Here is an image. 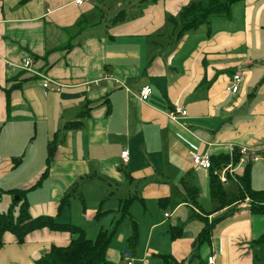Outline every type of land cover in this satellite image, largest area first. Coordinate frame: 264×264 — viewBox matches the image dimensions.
<instances>
[{"label":"crops","instance_id":"0c3cea01","mask_svg":"<svg viewBox=\"0 0 264 264\" xmlns=\"http://www.w3.org/2000/svg\"><path fill=\"white\" fill-rule=\"evenodd\" d=\"M192 1L199 0H0V191L19 199L23 192L33 217L57 219L78 199L76 216L89 222L119 213L122 200L135 197L130 220L138 225L137 244L115 257L108 249L119 264H161L158 254L184 264H211L210 256L213 264H264V244L254 243L264 233V214L242 205L207 214L210 170L195 165L190 145L202 155L231 154L232 145L264 147V0L237 2L230 16L179 35L182 26L172 18ZM122 11L126 17L115 20ZM25 58L60 89L46 90L23 67ZM238 72L243 80L233 93L228 87ZM147 85L153 92L142 100ZM176 105L187 110L177 121L168 114ZM75 120L81 125L64 128ZM184 181L202 186L210 209L200 203V190L192 203ZM163 198L170 200L166 209ZM136 207L148 221L142 238ZM196 214L217 219L207 257L203 245L192 258L205 225ZM69 222L88 236L80 219ZM171 225L182 226L183 236L171 239ZM70 242L69 232L49 228L24 243L7 233L0 264H37L53 245Z\"/></svg>","mask_w":264,"mask_h":264},{"label":"trees","instance_id":"16d2710c","mask_svg":"<svg viewBox=\"0 0 264 264\" xmlns=\"http://www.w3.org/2000/svg\"><path fill=\"white\" fill-rule=\"evenodd\" d=\"M240 1L243 0L192 1L181 10L178 18L173 17L172 19L176 24H181L182 27L179 31V35H183L190 30L198 28L204 23H208L214 16H230L233 5ZM125 17L126 14L122 11L114 19H124ZM80 125L81 120H75L67 122L64 128L70 129ZM49 150L48 162L53 155V143H50ZM211 159L212 167L209 169L210 197L213 206L207 214L211 215L230 207L231 209L228 211H234L235 208L233 207L235 204L248 199L253 201V204L250 206L252 213L264 214V190H256L252 185L253 162L250 161L244 165L243 171L236 174L235 177L228 174V180L233 181L236 187L234 192H229L226 183L221 180L219 171L223 170L224 165H227L230 162H233V164L236 165L239 163L241 159L239 148L235 147L232 155L230 153L212 154ZM46 173L47 171L45 174ZM39 183L40 182L36 185H39ZM183 183L192 203L198 204L199 188L191 186L186 181ZM79 185V182H77L75 188L65 194L60 200L59 212L71 202L75 191H77L75 189L79 188ZM18 194H20L21 198L15 200L9 211L0 210V247L5 245V235L7 233L13 234L17 243H24L28 236L34 231L49 228L52 230L69 232L71 234V242L64 246L53 245L47 253L37 260V264H119L108 258V249L114 240L119 222L126 218L132 219L131 207L135 202V197H129L122 200V207L120 209L121 219L117 221L118 223L113 229L109 230L102 228L95 238H90L87 236L85 229L80 225L71 222H59L55 216L51 215L33 217L30 211V203L22 197L24 195L23 192ZM82 202L85 207V201L82 200ZM169 202V198H163L159 201L163 209L168 207ZM17 205L19 206V209L16 213L15 210ZM100 214H102L101 210L98 212V215ZM194 217L204 221L205 225L194 242L192 258L199 257V250L201 247L210 243L213 227L217 221V219L210 221L208 216L200 214H196ZM132 223L133 232L128 240L130 244L135 246L138 242L139 230L136 221L132 220ZM183 234L184 228L182 226L171 225L169 227V235L171 239L176 240L182 237ZM254 243L257 245L264 244V233L257 238ZM158 257L161 260V264L185 263L184 260L180 261L172 254H158ZM201 264H205L204 261H201ZM253 264L261 263L254 262Z\"/></svg>","mask_w":264,"mask_h":264},{"label":"rangeland","instance_id":"374dc122","mask_svg":"<svg viewBox=\"0 0 264 264\" xmlns=\"http://www.w3.org/2000/svg\"><path fill=\"white\" fill-rule=\"evenodd\" d=\"M233 165L236 167V172L234 173V176H236V174L241 173L243 171L244 167L242 169H239L242 166H238V164L237 165L233 164ZM252 181H253V186L256 190H264V157L261 154H260V162L259 163L253 162V165H252ZM199 187H200L199 188V190H200L199 201L204 207H206L207 209H210L211 208V201L206 196V194L204 193V189L202 188V186L199 185ZM226 187L229 190V192H232L235 189L232 181H228L226 184ZM17 196L18 195L12 196L10 193H4L3 190H1L0 191V210L1 211H9L10 207L14 204ZM76 200H78V199H76ZM76 200L72 201L73 202L72 207H68V206L65 207L66 211H64L65 212L64 216H58L57 220H59L61 222H69L70 217H74V219H76V218L80 219L82 224L85 225L84 227L86 228L88 236H90V237H93L92 235H95L97 229H99L100 227L104 228V229H109V230L113 229V227H115V225L118 223L117 221L121 219V212L118 213L117 211L114 212L113 216L103 218V220L102 219L96 220V221L93 220V221L89 222V221L85 220L84 218H79L80 215L77 214V216H76V213H75V205L77 204V206H78V204H79V201H76ZM90 201H92V200H90ZM74 202H77V203H74ZM150 204H151V202H150ZM252 204H253V201L248 199V200H245V201H242V202L235 204L233 208L237 209V207L239 205L250 207ZM105 206L106 207H110V206L116 207V201H106ZM68 208H71V209H68ZM18 209H19V206L17 205L16 210H15L16 213L18 212ZM137 210H138V207H136V210L133 213L134 214L133 216L136 215L135 219H137V220L140 219L139 221L141 223L140 229H141V238H142V235H144V229L147 226L148 221H147V217L145 219L140 217L139 212H137ZM227 212H229V211H227ZM227 212H225V213H227ZM160 213L164 215L163 210H161ZM225 213H223V214H225ZM112 219H114L113 225L110 224V222H109ZM131 222L132 221L129 218H126L125 220H121L119 222V224L117 225V226H119V230H117L115 237H114V240H113L112 244L110 245V250H109L110 257H112V256L115 257L117 254L121 255V253L125 254L127 251V248L131 249V244L128 240L129 239L128 237L131 234V233H129L131 228H132ZM125 235H127L126 238H128V239L125 240V238H124L125 244L123 246L122 239ZM141 245H142V241H141ZM142 249H143V246H140V247H139V245L137 246V250L139 252L142 251ZM208 252H210V247H208L207 245L203 246L202 254L204 257H207Z\"/></svg>","mask_w":264,"mask_h":264},{"label":"built area","instance_id":"2783aa9c","mask_svg":"<svg viewBox=\"0 0 264 264\" xmlns=\"http://www.w3.org/2000/svg\"><path fill=\"white\" fill-rule=\"evenodd\" d=\"M84 0H77L78 3H82ZM23 67L27 70H30L34 72L35 74L39 75L42 80H43V86L46 90L52 89V90H59L62 84L58 81H55L51 77L47 75L46 72L42 71L40 72L39 70L35 69L34 67V62L32 58H25L23 61ZM243 80V75L242 73L238 72L234 75L233 81L228 87V90L233 93H237L240 91L241 88V82ZM153 92V87L150 85L145 86L141 90V99L142 100H147L150 95ZM169 116L173 120H178L181 116L187 115V110L183 108L180 105H176L175 109H172L171 111L168 112ZM192 146V159L193 162L195 163L196 166L203 167L206 169H210L212 167V159L211 153H206V154H199L197 152V146L190 144ZM232 152L231 155L233 154V151L235 147L232 145L231 146ZM240 154H241V159L238 163V166L246 165L248 162H258L260 161V154L264 157V147L263 148H252L249 146H241L239 148ZM121 157L124 159V161L129 160V151L128 150H123ZM1 160V157H0ZM223 171V174H220L221 180L224 183H227L228 181V174L231 175L232 177L234 176V173L236 172V167L233 165V162H230L229 164L226 165L225 169L221 170ZM209 263L213 264L214 263V256H210L208 258ZM129 264H132V261L129 262Z\"/></svg>","mask_w":264,"mask_h":264},{"label":"water","instance_id":"95a60500","mask_svg":"<svg viewBox=\"0 0 264 264\" xmlns=\"http://www.w3.org/2000/svg\"><path fill=\"white\" fill-rule=\"evenodd\" d=\"M17 198L19 199V197L17 196Z\"/></svg>","mask_w":264,"mask_h":264}]
</instances>
